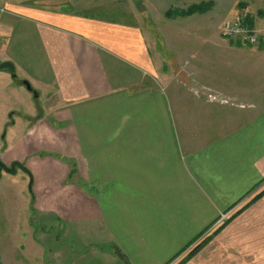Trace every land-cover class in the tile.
Returning a JSON list of instances; mask_svg holds the SVG:
<instances>
[{
    "label": "crops",
    "instance_id": "obj_1",
    "mask_svg": "<svg viewBox=\"0 0 264 264\" xmlns=\"http://www.w3.org/2000/svg\"><path fill=\"white\" fill-rule=\"evenodd\" d=\"M138 1L0 9V63L55 96L64 145L28 152L49 131L41 109L1 154L27 165L40 200L31 239L1 264H179L211 235L182 264H264V40L219 37L170 72ZM119 2L129 20L106 13Z\"/></svg>",
    "mask_w": 264,
    "mask_h": 264
},
{
    "label": "rangeland",
    "instance_id": "obj_2",
    "mask_svg": "<svg viewBox=\"0 0 264 264\" xmlns=\"http://www.w3.org/2000/svg\"><path fill=\"white\" fill-rule=\"evenodd\" d=\"M19 1L22 0H0V9L6 6L7 2ZM192 4H203L204 7L209 4V7L205 11L183 15L184 10ZM137 5L139 12L143 13L142 24L153 32L170 72L176 73L180 64L192 61L195 50H211V47L206 46L219 37L226 41L234 38L223 33L227 20L242 19V22L264 32V0H139ZM118 6L116 10L123 14L106 13L111 17L129 20L128 14L124 12L128 5L119 2ZM22 78L17 71L13 73L8 67L0 68V155L3 153L5 158L10 159V154H5L6 150L23 138L29 124L33 122L29 129L39 127L41 119L34 117L39 116L43 109L46 121L45 127L42 128L49 131L42 130L41 136L39 129L35 133H30V139L25 146L28 147V152H31L30 155L47 152L53 157H58L64 145L59 142L61 135L58 136V133L51 129L54 126L52 114L56 107L55 96L51 94L46 97L44 103L45 94L38 91L36 97V86L35 90L30 92ZM208 98L214 100L216 95L208 92ZM28 117H33L35 121L31 120L32 118L28 120ZM39 145H45L47 148L42 150L36 148ZM31 187V179L21 170L16 173L5 171L1 173L0 264L1 255H12L15 251L14 254H18L17 250L23 251L21 249L25 243H22V240L26 235L31 239L34 227L39 221L36 205L40 200ZM226 215V213L221 215L223 220L227 218ZM206 235L208 236V233Z\"/></svg>",
    "mask_w": 264,
    "mask_h": 264
},
{
    "label": "built area",
    "instance_id": "obj_3",
    "mask_svg": "<svg viewBox=\"0 0 264 264\" xmlns=\"http://www.w3.org/2000/svg\"><path fill=\"white\" fill-rule=\"evenodd\" d=\"M223 33L238 38L242 43L259 44L264 38L260 29L251 27L248 23L242 22V19L227 20L224 23Z\"/></svg>",
    "mask_w": 264,
    "mask_h": 264
},
{
    "label": "trees",
    "instance_id": "obj_4",
    "mask_svg": "<svg viewBox=\"0 0 264 264\" xmlns=\"http://www.w3.org/2000/svg\"><path fill=\"white\" fill-rule=\"evenodd\" d=\"M209 7V4H206L205 7L203 6V4H192L190 5L186 10H184V12L182 13L183 15L185 14H192L194 12H197V11H205L207 8ZM264 193V191L260 192L259 194L256 195V198L260 197L262 194ZM253 199V200H254ZM205 231H203V233H201L197 238H195L191 243H189L182 251H180L176 256H179L182 252H184L187 248H189L196 240H198L203 234H204ZM212 236V235H211ZM211 236H208L204 241H202L199 245H197L195 248H193L191 250V252L179 263V264H182L186 259H188L189 257H191L197 250H199V248L205 244ZM176 256L174 258H176ZM171 262V261H170Z\"/></svg>",
    "mask_w": 264,
    "mask_h": 264
},
{
    "label": "water",
    "instance_id": "obj_5",
    "mask_svg": "<svg viewBox=\"0 0 264 264\" xmlns=\"http://www.w3.org/2000/svg\"><path fill=\"white\" fill-rule=\"evenodd\" d=\"M5 67H8L10 68V70L14 73L15 72V66L13 63L9 62V61H5V62H2L0 63V68H5ZM25 84L28 86L29 89H31V85L28 81H25ZM19 165L22 169H24L25 171H29L25 166L21 165L20 163H13L11 165V167H8L5 163H3L1 160H0V177H1V170L4 169L5 171H8V172H15L16 169H15V166Z\"/></svg>",
    "mask_w": 264,
    "mask_h": 264
},
{
    "label": "flooded vegetation",
    "instance_id": "obj_6",
    "mask_svg": "<svg viewBox=\"0 0 264 264\" xmlns=\"http://www.w3.org/2000/svg\"><path fill=\"white\" fill-rule=\"evenodd\" d=\"M5 62V61H4ZM10 62V61H9ZM12 63V62H11ZM15 66V65H14ZM15 71H16V68H15ZM23 81H24V84H25V79H23ZM27 81V80H26ZM26 85V84H25ZM30 85H31V83H30ZM27 86V85H26ZM28 87V86H27ZM29 89V88H28ZM29 90H33V87H32V85H31V89H29ZM36 95H37V93H36ZM0 160L4 163L5 162V160L3 159V157L0 155ZM6 163V162H5ZM13 163H19L18 161H15V160H13V161H11L10 162V164L9 165H7L8 167H11V165L13 164ZM21 165H23V166H27L25 163H20ZM27 168V167H26ZM15 169H16V171L14 172V173H16V172H18L19 170H21V171H23L24 173H26L27 175H28V177H29V179H31V185L33 184V176H32V174H31V172L30 171H25L24 169H22L19 165H17L16 164V166H15ZM5 170L4 169H2L1 170V173L2 172H4ZM5 172H8V171H5ZM32 188V187H31Z\"/></svg>",
    "mask_w": 264,
    "mask_h": 264
}]
</instances>
